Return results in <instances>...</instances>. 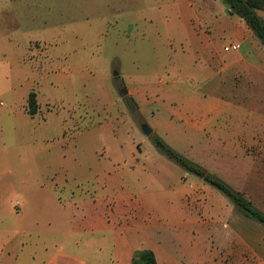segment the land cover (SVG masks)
<instances>
[{
    "label": "rangeland",
    "instance_id": "1",
    "mask_svg": "<svg viewBox=\"0 0 264 264\" xmlns=\"http://www.w3.org/2000/svg\"><path fill=\"white\" fill-rule=\"evenodd\" d=\"M232 20L223 0H0V236L54 201L77 218L101 216L120 245L149 241L177 264H264V228L152 138L264 212V113H252L253 99L218 106L231 81L206 59L230 44ZM204 100L213 104L203 130L193 113ZM230 215L246 220V253H224ZM116 233L66 239L82 258L111 253Z\"/></svg>",
    "mask_w": 264,
    "mask_h": 264
},
{
    "label": "crops",
    "instance_id": "2",
    "mask_svg": "<svg viewBox=\"0 0 264 264\" xmlns=\"http://www.w3.org/2000/svg\"><path fill=\"white\" fill-rule=\"evenodd\" d=\"M187 13L189 15V11ZM259 15L264 20V12L259 11ZM194 16L196 14L193 11L189 17V22H192ZM230 16L233 18L232 22L234 25L237 26L226 34V38L230 41V44L224 46L223 49L219 46L211 47L206 58L208 66L214 68L215 76L231 81V85L228 88L229 91L226 95L221 92L218 93L216 97V99H219L218 106L223 105V97H231L232 99L241 98V100L253 99V101H247L246 104L250 107H255L252 113L263 114L264 46L248 28L243 19L238 16ZM201 17L203 16L200 14ZM199 22L202 23L201 20ZM192 35L199 38L200 32L194 29L192 30ZM232 44L239 45L241 49L226 52L225 47ZM210 101L211 103L208 104V100H204L200 104L202 105V109L193 113L201 119V128L203 130L208 128L209 122H212V119H209V115L212 114L210 109L212 107L210 105L213 104V101ZM225 104L231 105V103ZM188 108L186 107L185 111ZM221 113L220 111L219 114ZM1 161L2 158L0 157V165ZM40 206L41 210L45 208L46 212L37 214L35 209L31 212H22L18 215L17 228L14 230L15 235H7V237L0 236V264H132L134 254L138 250L146 249L152 250L155 253L158 264H177V261L173 257L171 258L159 249L158 246H153L149 241L134 244L135 242H129L127 235L126 241L123 239L120 245L118 230L113 224L108 223L101 216L77 218L76 214L73 213L74 207L72 204L66 205L54 201L42 203ZM256 208L259 209L258 207ZM77 209L79 208L77 207ZM229 210L231 214L234 213L232 208H229ZM260 211L263 212L262 210ZM5 216L4 209L2 214L0 212V227L6 225ZM228 218L229 222L224 227L229 228V226L233 225L235 235L233 236L231 233L227 234L224 253H246L247 240L244 233L246 220L241 217L233 219L234 215H230ZM254 222L261 229L264 228V225L261 223L255 220ZM5 231L6 229L0 228V232ZM103 231L117 232L114 244L112 242L111 253H84L82 258L71 254L73 252L69 249L66 239L67 234L78 233L81 235ZM127 233L129 234V232ZM234 237L239 239V243ZM255 241V255H263L261 249L263 237L259 235ZM29 243L31 247L26 252V246ZM83 244L84 242H82ZM25 253L28 254L25 256Z\"/></svg>",
    "mask_w": 264,
    "mask_h": 264
},
{
    "label": "trees",
    "instance_id": "3",
    "mask_svg": "<svg viewBox=\"0 0 264 264\" xmlns=\"http://www.w3.org/2000/svg\"><path fill=\"white\" fill-rule=\"evenodd\" d=\"M228 6L229 14L243 19L248 28L264 46V20L259 11L264 12V0H223ZM38 109L37 95L31 92L27 101V112L35 116ZM155 144L171 159L182 165L187 170L196 173L207 182L221 190L231 202L240 209L246 217L264 225V213L257 209L242 193L233 190L225 182L205 172L200 167L183 159L180 155L168 147L158 136L153 135ZM132 264H158L155 253L152 250H138L133 257Z\"/></svg>",
    "mask_w": 264,
    "mask_h": 264
},
{
    "label": "water",
    "instance_id": "4",
    "mask_svg": "<svg viewBox=\"0 0 264 264\" xmlns=\"http://www.w3.org/2000/svg\"><path fill=\"white\" fill-rule=\"evenodd\" d=\"M142 130H143V132L145 133V135H147V136H151L152 134H153V130H152V128H150L148 125H146V124H144L143 126H142Z\"/></svg>",
    "mask_w": 264,
    "mask_h": 264
},
{
    "label": "built area",
    "instance_id": "5",
    "mask_svg": "<svg viewBox=\"0 0 264 264\" xmlns=\"http://www.w3.org/2000/svg\"><path fill=\"white\" fill-rule=\"evenodd\" d=\"M239 45H237V44H232V45H230V46H228V47H225V51L226 52H229V51H231V50H234V51H236V50H239Z\"/></svg>",
    "mask_w": 264,
    "mask_h": 264
}]
</instances>
